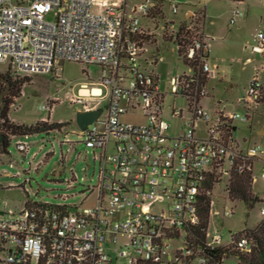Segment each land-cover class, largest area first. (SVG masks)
<instances>
[{"label": "built area", "instance_id": "2783aa9c", "mask_svg": "<svg viewBox=\"0 0 264 264\" xmlns=\"http://www.w3.org/2000/svg\"><path fill=\"white\" fill-rule=\"evenodd\" d=\"M165 2L178 13L176 0H0V64L17 74L59 79L69 62L102 68L97 86L84 85L70 98L79 112L100 111L80 134L87 148L100 151L98 184L87 189L97 191L96 206L78 209L28 200V206L0 217V264H209L214 249L232 247L244 255L252 251L253 242L243 231L224 245L223 235L209 225L204 244L198 246L194 229L201 219L200 197L210 194L207 181L233 170L253 172L258 160L264 178V150L243 149L233 136L235 123L252 119L253 107L263 102L264 84L259 77L250 81L239 101L246 115L230 112L220 102L212 115L201 105L209 97L207 82L188 68L189 75H176L170 85L174 97L188 102L190 128L172 135L163 117L167 93L159 76L140 60L147 34L141 19L150 18ZM49 7L56 8L52 16L46 12ZM242 15L238 7L233 9L229 29ZM185 30L192 34L186 57L209 54L203 34L194 35L189 24ZM253 43V51L264 57L263 31ZM209 72L206 62L208 79ZM139 110L142 120H123ZM173 115L183 120V110L174 108ZM201 121L204 137L197 132ZM61 143L74 148L77 142L66 135ZM17 148L29 150L22 142ZM30 182L27 178L25 190ZM213 204L211 200L210 218L234 215L228 207L214 211ZM260 213L264 217V206Z\"/></svg>", "mask_w": 264, "mask_h": 264}, {"label": "rangeland", "instance_id": "374dc122", "mask_svg": "<svg viewBox=\"0 0 264 264\" xmlns=\"http://www.w3.org/2000/svg\"><path fill=\"white\" fill-rule=\"evenodd\" d=\"M201 1L176 0L179 3L176 14L172 12L170 4L165 2L157 6L150 18L141 19L147 34L144 36L145 52L140 60L144 68L159 76L161 89L167 93L163 103V117L171 125L170 133L175 136L190 128L187 121L192 118V114L184 97L172 95L170 81L178 74L189 75L190 71L180 57L177 44L166 39L171 33H177L179 25L187 20L186 11L192 10L197 14L185 22L196 29L194 35L204 26L210 34L208 45L211 46V54L205 61L210 67L207 83L209 97L201 101L207 111L214 115L220 102L228 111L246 115L248 111L239 101L246 96L250 81L259 77L264 84V57L253 51L254 35L264 32V8L256 11L251 21L242 23L239 18L238 25L229 29L228 21L233 15V6L239 8V3L234 0H214L210 4H203ZM46 12L52 16L56 8L49 7ZM205 13L207 16L203 19ZM241 23L242 28L239 29ZM163 25L169 28L163 30ZM156 58L163 60L151 65ZM0 75L9 76L13 81L25 77L32 79L30 83L24 84L21 96L10 106L9 118L13 122L33 125L41 120H49L66 124L62 131L56 130L49 135L38 133L12 137L9 154L0 153V217L21 210L27 200L52 205H75L78 209L96 206L97 191L90 194L87 189L98 184L100 163L96 157L100 151L94 152L82 142L81 129L77 124V114L81 108L71 103L70 98L79 95L84 85L89 89L97 86L102 77L101 66L69 62L64 64L62 78L59 79L52 74H17L8 64L3 63L0 64ZM4 87L5 83L0 80L2 91ZM103 88L106 92V87ZM174 108L183 110V120L174 117ZM142 118L139 110L123 117V120L140 121ZM235 127L234 139L243 149L260 146L264 150V100L253 107L252 119L237 121ZM205 129V123L201 121L197 129L200 137H204ZM66 135L77 142L74 148L69 143H61ZM18 142L28 146L27 153L18 150ZM262 167L261 160L254 163L252 192L262 202L256 203L252 209L242 201L230 199L227 191L228 174L220 175L219 182L207 194L213 200L214 211L222 212L225 207L234 209V215L230 218H223L219 214L210 218V230H217L223 235L224 245L230 243L233 233L253 229L264 220L260 213L264 206ZM56 172H60L61 176L56 177ZM27 178L31 182L26 184V191L23 185ZM72 179H75L73 183ZM118 264L127 262L120 260ZM223 264L242 263L230 255Z\"/></svg>", "mask_w": 264, "mask_h": 264}, {"label": "trees", "instance_id": "16d2710c", "mask_svg": "<svg viewBox=\"0 0 264 264\" xmlns=\"http://www.w3.org/2000/svg\"><path fill=\"white\" fill-rule=\"evenodd\" d=\"M243 1V0H235ZM186 23L180 25L177 33H171L168 41H174L177 44L180 57L183 59L185 65L191 68L195 75L199 76L204 82L208 83L207 73H204V64L208 59V54L202 52L196 53L194 59H188L186 54L188 52L189 45L191 44L192 34L186 32ZM167 38V37H166ZM0 80L5 83L3 91L0 89V153L9 154L8 148L11 144L12 137L30 136L32 134L45 133L51 134L52 132L62 129L66 126L65 123L38 121L33 125H23L13 122L9 118L10 106L14 103V100L19 98L22 94V88L24 84L30 83L32 79L25 77L13 81L9 76L0 75ZM5 93V95H3ZM264 100V99H263ZM47 155L46 157H48ZM218 178H212L206 183V190L211 192ZM254 184V178L252 172L239 173L237 170H233L229 174V181L227 185V191L231 200L242 201L247 204L251 209L255 207V204L262 202L260 198L253 194L252 187ZM200 204V222L194 229V237L196 238V245L202 246L204 244L206 233L210 225V210H211V198L207 193L201 197ZM27 206L28 200L25 203ZM243 232L253 242L252 251L248 254H241L235 251L232 247H224L214 249L210 251V263L220 264L223 258L233 255L238 258L242 264H264V220L253 229H245Z\"/></svg>", "mask_w": 264, "mask_h": 264}, {"label": "crops", "instance_id": "0c3cea01", "mask_svg": "<svg viewBox=\"0 0 264 264\" xmlns=\"http://www.w3.org/2000/svg\"><path fill=\"white\" fill-rule=\"evenodd\" d=\"M214 0H202L201 2L203 4H210L212 3ZM261 1V2H260ZM234 2H238L239 3V8L242 10L243 15L240 17V22H246V21H251L252 16L256 13V11L260 10L262 7L264 8V0H243V1H235ZM235 6H233L234 9ZM197 16L196 12L192 11V10H188L186 11V21L182 22L181 24L187 22L188 20L190 21L191 17H195ZM207 16V13H205V16H203V19H205ZM242 23L241 26H239V29L242 28ZM180 24V25H181ZM171 25L174 26V23L172 22ZM179 25V27H180ZM228 25H229V21H228ZM238 25V22L237 24ZM235 25V26H236ZM234 26V27H235ZM233 27V28H234ZM232 29V28H231ZM200 32L203 34L204 38L206 39L207 43H208V36H210V34L206 31V26H204V29L201 28ZM256 35V34H255ZM254 35V37H255ZM254 42V39H253ZM209 46V54H208V58L210 57L211 54V50H210V45ZM209 77H210V72H209ZM209 80V79H208ZM42 121V120H41ZM45 121V120H44ZM237 129V127L235 128Z\"/></svg>", "mask_w": 264, "mask_h": 264}, {"label": "water", "instance_id": "95a60500", "mask_svg": "<svg viewBox=\"0 0 264 264\" xmlns=\"http://www.w3.org/2000/svg\"><path fill=\"white\" fill-rule=\"evenodd\" d=\"M100 111L91 112H78L77 114V124L80 129H86L90 124H92L99 116ZM60 172H56L55 176L60 177Z\"/></svg>", "mask_w": 264, "mask_h": 264}, {"label": "bare ground", "instance_id": "6f19581e", "mask_svg": "<svg viewBox=\"0 0 264 264\" xmlns=\"http://www.w3.org/2000/svg\"><path fill=\"white\" fill-rule=\"evenodd\" d=\"M82 93H87V89H83L82 90Z\"/></svg>", "mask_w": 264, "mask_h": 264}]
</instances>
